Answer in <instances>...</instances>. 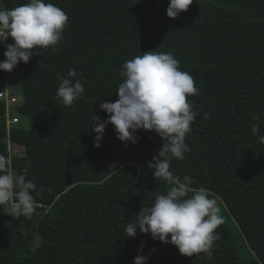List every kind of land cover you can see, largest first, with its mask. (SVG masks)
<instances>
[{
    "label": "trees",
    "instance_id": "obj_1",
    "mask_svg": "<svg viewBox=\"0 0 264 264\" xmlns=\"http://www.w3.org/2000/svg\"><path fill=\"white\" fill-rule=\"evenodd\" d=\"M45 2L69 20L57 50L45 49L13 70L11 89L27 100L17 106L16 128L27 115L50 116L23 154L11 152L4 139L9 129L0 100V154L15 174L26 168L39 190L32 193L31 218L12 219L0 208V264H133L138 254L147 264H264V143L252 134L257 123L264 133V0H193L175 19L166 15L170 0ZM5 50L0 46L1 56ZM152 50L171 52L199 90L188 97L198 112L186 135L190 150L172 159L170 170L191 176V188H206L219 200L224 223L210 258L183 256L139 230L127 237L141 207L171 187L147 167L162 146L154 131L138 130V142L125 143L108 124L101 146H94L92 112L108 118L100 104L117 100L123 64ZM70 69L85 92L66 107L56 90ZM6 84L0 70V87ZM64 128L73 131L70 142Z\"/></svg>",
    "mask_w": 264,
    "mask_h": 264
},
{
    "label": "clouds",
    "instance_id": "obj_2",
    "mask_svg": "<svg viewBox=\"0 0 264 264\" xmlns=\"http://www.w3.org/2000/svg\"><path fill=\"white\" fill-rule=\"evenodd\" d=\"M193 0H170L166 15L175 19L186 12ZM64 10L45 0H28L14 8L0 7V44H5V59L0 70L12 72L21 62L27 64L34 54L43 55L45 49L57 50L68 24ZM11 38L12 43H6ZM123 82L119 84L115 102L100 104L108 114L101 120L92 112L91 129L94 146L99 148L108 124L114 126L121 142L136 144L138 130L154 131L162 139L158 156L148 162L153 178L171 185L166 194L155 197L151 206H142L135 215L136 222L129 223L127 237L135 238L137 230L150 234L155 241L171 243L186 257L203 253L212 256L214 241L220 238L217 228L224 223L217 197L206 188L193 189L191 176H174L170 170L172 159H184L190 149L186 135L198 112L188 97L199 94L193 77L179 69V61L171 52H144L127 60L121 69ZM77 71L70 69L67 78H61L56 98L64 106H71L85 92ZM209 114H204L208 119ZM253 120L260 117L253 115ZM252 134L264 143L259 123L253 125ZM27 169L17 175L9 158L0 154V208L13 218H31L39 195L36 184L26 179ZM189 193H192L189 195ZM143 246L139 251L142 252ZM133 264H147V257L138 254Z\"/></svg>",
    "mask_w": 264,
    "mask_h": 264
},
{
    "label": "rangeland",
    "instance_id": "obj_3",
    "mask_svg": "<svg viewBox=\"0 0 264 264\" xmlns=\"http://www.w3.org/2000/svg\"><path fill=\"white\" fill-rule=\"evenodd\" d=\"M23 3H27V0H14L12 2V5L10 6V8H14V7L19 6L20 4H23ZM13 76H15V75L13 74ZM18 93L21 95L20 92H18ZM22 101H24V98H22ZM18 105H19V103H18ZM18 105H13V106L10 105L11 111L19 114L17 111ZM27 117H28L27 121H26L27 123L25 124V126L19 127L17 129L16 125H14L9 130L6 138L3 137L4 139L7 140L8 144H9V150L11 152H17L20 154L25 153L27 146L33 145L36 142V139L39 136H42V134L48 128L47 120L50 116H44L43 118L37 119V120H36V117H34V116H28L27 115ZM20 119H21V116H20ZM62 132H63L62 136H63V139L65 142H70L73 139V137H72L73 131L70 128H64L62 130ZM112 165H113V167H115V164H112Z\"/></svg>",
    "mask_w": 264,
    "mask_h": 264
},
{
    "label": "built area",
    "instance_id": "obj_4",
    "mask_svg": "<svg viewBox=\"0 0 264 264\" xmlns=\"http://www.w3.org/2000/svg\"><path fill=\"white\" fill-rule=\"evenodd\" d=\"M0 7L4 8H10L6 5L5 0H0ZM7 43V42H6ZM0 46L5 47V44H0ZM5 59L4 55H0V61H3ZM16 71L12 72H6L7 77V84L4 87H0V100H4L6 103V110L4 113V116H6L7 120V126L10 130L14 125H18L21 122L20 115L11 111L10 105H23L27 103L26 97L23 94H19L17 92H13L11 89L10 79L14 78L13 74L15 75ZM22 98H24V101H22ZM23 102V103H22ZM1 116V113H0Z\"/></svg>",
    "mask_w": 264,
    "mask_h": 264
}]
</instances>
